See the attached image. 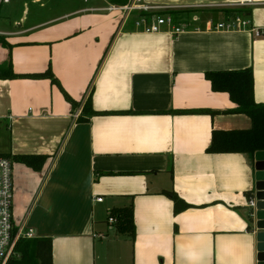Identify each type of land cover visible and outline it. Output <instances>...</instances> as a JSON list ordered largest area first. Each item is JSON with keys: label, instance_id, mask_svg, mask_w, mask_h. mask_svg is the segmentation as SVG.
Returning <instances> with one entry per match:
<instances>
[{"label": "crops", "instance_id": "crops-1", "mask_svg": "<svg viewBox=\"0 0 264 264\" xmlns=\"http://www.w3.org/2000/svg\"><path fill=\"white\" fill-rule=\"evenodd\" d=\"M93 1L0 26V64L19 75L0 78L15 220L50 240L51 264H258L256 152L208 151L213 131L252 122L205 74L249 68L264 103V38L214 29L234 15L263 29L264 0H147L177 34L143 32L135 14ZM47 69L55 81L30 76ZM87 99L95 114H83ZM24 155L44 160L35 169ZM166 190L189 206L175 212ZM130 204L133 236L107 222Z\"/></svg>", "mask_w": 264, "mask_h": 264}, {"label": "trees", "instance_id": "trees-1", "mask_svg": "<svg viewBox=\"0 0 264 264\" xmlns=\"http://www.w3.org/2000/svg\"><path fill=\"white\" fill-rule=\"evenodd\" d=\"M109 1L117 4L127 2V0ZM158 13L162 14V12ZM0 42H2L1 38ZM17 76L19 75L13 72L9 61L0 64V78H13ZM30 76H47L51 81H55V78L48 69L43 73ZM205 76L210 81L213 90L225 91L229 94L230 99L235 104V107L230 111L246 114L252 122L251 127L248 129L213 131L208 151L254 153L264 150V103H257L253 98V77L251 70L245 68L232 71L206 72ZM88 101L89 99H87L82 109L83 114H95L94 111L90 110ZM78 118L80 119V116ZM17 159L35 169H39L44 157L24 155L17 157ZM165 194L173 200L175 212H179L189 206L174 191L166 190ZM111 213L117 217V222L115 223L116 230L128 236H133L135 224L132 204L114 209ZM15 250L18 256L11 258L7 264H51L49 239L23 238L18 241Z\"/></svg>", "mask_w": 264, "mask_h": 264}, {"label": "built area", "instance_id": "built-area-1", "mask_svg": "<svg viewBox=\"0 0 264 264\" xmlns=\"http://www.w3.org/2000/svg\"><path fill=\"white\" fill-rule=\"evenodd\" d=\"M88 0H84L87 2ZM11 0H0V6L10 3ZM250 3V1L241 2V5ZM167 7L152 5L147 0H127L124 4L108 2L105 9L108 11H117L128 18L137 13L134 19V25L146 33L160 32L163 28L169 29L172 33L177 34L183 29L175 26L170 14H159L161 10ZM249 19L234 15L225 21L215 24L214 29L223 31H234L239 29H248L255 37L264 38V28L249 26ZM77 116V115H75ZM13 162L4 155H0V264H7L8 261L17 257L18 254L15 246L23 238H33L32 228L17 222L13 212ZM101 201L102 197H96ZM253 205V200L249 199V206ZM107 222L111 225L117 222V217L109 213Z\"/></svg>", "mask_w": 264, "mask_h": 264}, {"label": "rangeland", "instance_id": "rangeland-1", "mask_svg": "<svg viewBox=\"0 0 264 264\" xmlns=\"http://www.w3.org/2000/svg\"><path fill=\"white\" fill-rule=\"evenodd\" d=\"M109 0H99L107 4ZM93 0H11L10 3L0 6V26L10 27L13 20L18 19L28 9V20L35 16L49 18L65 14L77 7L90 6Z\"/></svg>", "mask_w": 264, "mask_h": 264}, {"label": "water", "instance_id": "water-1", "mask_svg": "<svg viewBox=\"0 0 264 264\" xmlns=\"http://www.w3.org/2000/svg\"><path fill=\"white\" fill-rule=\"evenodd\" d=\"M255 159L254 201L250 206L249 216L255 229L258 264H264V150L256 151Z\"/></svg>", "mask_w": 264, "mask_h": 264}]
</instances>
